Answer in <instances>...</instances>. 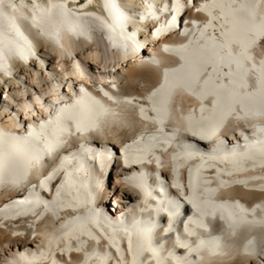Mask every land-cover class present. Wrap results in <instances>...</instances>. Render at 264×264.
I'll list each match as a JSON object with an SVG mask.
<instances>
[{
    "label": "bare ground",
    "instance_id": "6f19581e",
    "mask_svg": "<svg viewBox=\"0 0 264 264\" xmlns=\"http://www.w3.org/2000/svg\"><path fill=\"white\" fill-rule=\"evenodd\" d=\"M0 264H264V0H0Z\"/></svg>",
    "mask_w": 264,
    "mask_h": 264
}]
</instances>
